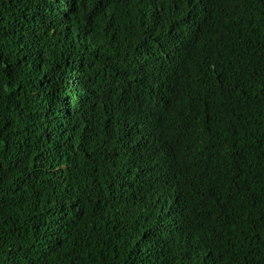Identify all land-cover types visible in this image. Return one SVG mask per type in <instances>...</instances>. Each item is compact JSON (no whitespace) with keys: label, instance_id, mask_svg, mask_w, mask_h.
I'll return each mask as SVG.
<instances>
[{"label":"trees","instance_id":"obj_1","mask_svg":"<svg viewBox=\"0 0 264 264\" xmlns=\"http://www.w3.org/2000/svg\"><path fill=\"white\" fill-rule=\"evenodd\" d=\"M217 1L0 0V264H264V0L214 48Z\"/></svg>","mask_w":264,"mask_h":264},{"label":"clouds","instance_id":"obj_2","mask_svg":"<svg viewBox=\"0 0 264 264\" xmlns=\"http://www.w3.org/2000/svg\"><path fill=\"white\" fill-rule=\"evenodd\" d=\"M242 0H218L216 9L213 15L208 18V23L202 25L203 38L211 46L216 48L220 41H223V37L226 36L224 41L226 44L230 43L232 39L241 31L239 23L235 22V19L239 17V13L235 12V8ZM191 54L197 60V55L194 50H190ZM199 58H207L215 60L211 56H205L202 54ZM177 59L179 61H177ZM182 67L184 61L181 57L174 58Z\"/></svg>","mask_w":264,"mask_h":264}]
</instances>
